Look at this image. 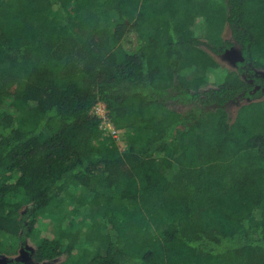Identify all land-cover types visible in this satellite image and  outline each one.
<instances>
[{
    "label": "trees",
    "instance_id": "16d2710c",
    "mask_svg": "<svg viewBox=\"0 0 264 264\" xmlns=\"http://www.w3.org/2000/svg\"><path fill=\"white\" fill-rule=\"evenodd\" d=\"M204 6L0 0V253L38 233L34 264H264V0ZM215 20L230 39L203 42Z\"/></svg>",
    "mask_w": 264,
    "mask_h": 264
},
{
    "label": "rangeland",
    "instance_id": "374dc122",
    "mask_svg": "<svg viewBox=\"0 0 264 264\" xmlns=\"http://www.w3.org/2000/svg\"><path fill=\"white\" fill-rule=\"evenodd\" d=\"M212 1V9L211 11H208V6H204L202 7V11L201 13H203L202 15H206V14H212L213 12H217L218 13V5H223L224 4V0H211ZM216 13V14H217ZM214 23L213 24V28H210V29H205V32L201 33V34H198L200 37H201V40H203V42H207L208 43V40H206L207 38H203V34L205 33V35H209L210 32H213V34H215V38L217 39H225V40H229L230 37H231V32L228 28V26L226 25H223V24H220L219 21L215 20V22H212ZM204 48V46H202ZM205 49V48H204ZM238 57V52L237 51H233V54H224V56L222 57H216V60L220 63L221 67L226 69V70H234L235 69V58ZM214 77L212 79V82H211V85L214 84ZM210 86V85H209ZM264 99V98H262ZM259 101V100H258ZM250 102L248 101H245V100H242L240 102H238L237 104L235 105H232L229 109H228V113L231 117V119H234L236 117V114L239 110V108L241 106H244V105H247L249 104ZM99 106H104L103 104H99ZM126 135L123 134V133H119L118 135V138H117V144L120 148L121 151H124L125 149H127V146H126ZM71 216H74L76 217L75 215H71ZM70 216V217H71ZM54 217V216H52ZM51 216H47V217H44L45 219H42V220H45L43 221L42 224H39L38 225V228L41 229V230H45L47 227H48V231L51 232V227L52 225L54 224V222H52L53 220L51 219L52 218ZM78 217V216H77ZM79 218V217H78ZM78 220V219H77ZM61 222L65 225V220H61ZM51 224V225H50ZM48 225V226H47ZM47 226V227H46ZM46 233H40V238L42 237H45ZM38 237V233L36 234V237L33 238V237H29L27 238L26 240V246L24 249H21L20 247L17 248V246H10L9 248H6V252L4 253H0V264H7L9 261L11 260H23L25 264H32V254L33 252L35 251V248L37 246V243H36V238ZM66 259V256H63L53 262H50V263H45V264H60L61 262L65 261ZM23 263V262H22Z\"/></svg>",
    "mask_w": 264,
    "mask_h": 264
},
{
    "label": "built area",
    "instance_id": "2783aa9c",
    "mask_svg": "<svg viewBox=\"0 0 264 264\" xmlns=\"http://www.w3.org/2000/svg\"><path fill=\"white\" fill-rule=\"evenodd\" d=\"M93 113L98 116L101 119L100 127L104 130V134L106 136H111L115 139L118 138L119 132L116 131V129L113 127L112 123L110 122L108 116H107V110L106 106H99L97 105L93 109Z\"/></svg>",
    "mask_w": 264,
    "mask_h": 264
},
{
    "label": "flooded vegetation",
    "instance_id": "af4514ba",
    "mask_svg": "<svg viewBox=\"0 0 264 264\" xmlns=\"http://www.w3.org/2000/svg\"><path fill=\"white\" fill-rule=\"evenodd\" d=\"M34 253V252H33ZM32 257H33V254H32ZM23 262V263H22ZM32 264H34V261L32 259ZM3 264V263H2ZM7 264H25L23 260H11L9 261Z\"/></svg>",
    "mask_w": 264,
    "mask_h": 264
}]
</instances>
